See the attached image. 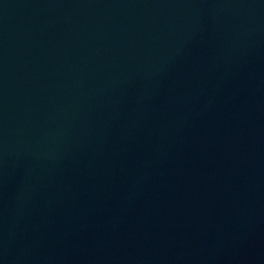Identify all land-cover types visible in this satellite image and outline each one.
Returning <instances> with one entry per match:
<instances>
[{
	"label": "water",
	"instance_id": "water-1",
	"mask_svg": "<svg viewBox=\"0 0 264 264\" xmlns=\"http://www.w3.org/2000/svg\"><path fill=\"white\" fill-rule=\"evenodd\" d=\"M0 264H264V0H0Z\"/></svg>",
	"mask_w": 264,
	"mask_h": 264
}]
</instances>
